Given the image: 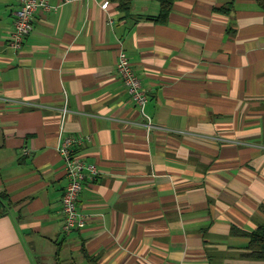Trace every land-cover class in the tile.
<instances>
[{
    "label": "crops",
    "instance_id": "obj_1",
    "mask_svg": "<svg viewBox=\"0 0 264 264\" xmlns=\"http://www.w3.org/2000/svg\"><path fill=\"white\" fill-rule=\"evenodd\" d=\"M47 1L13 49L19 1L0 0V264H264L247 255L264 221L255 1L178 0L164 22L150 18L156 0L127 15L109 0ZM119 49L149 129L116 73ZM75 134L89 135L76 152L98 174L78 196L85 226L64 233L57 148Z\"/></svg>",
    "mask_w": 264,
    "mask_h": 264
},
{
    "label": "built area",
    "instance_id": "obj_2",
    "mask_svg": "<svg viewBox=\"0 0 264 264\" xmlns=\"http://www.w3.org/2000/svg\"><path fill=\"white\" fill-rule=\"evenodd\" d=\"M18 6L13 10V29L10 33L8 45L13 49L21 47L24 38L32 30V21L38 8H55L47 0H18ZM69 1V0H64ZM102 3V7L106 6ZM115 70L127 89L130 99L144 119V125L149 129L153 126L151 117L145 112L147 102L146 90L142 87L139 77L134 72L133 66L123 49H119L115 62ZM67 109H61V118L64 119ZM89 140V135H67L58 145V153L63 160L66 186L61 196V230L64 233L81 229L85 226L86 217L78 208V196L83 182L87 177L98 174L94 163H87L77 152L76 147ZM28 149L24 148L26 152Z\"/></svg>",
    "mask_w": 264,
    "mask_h": 264
},
{
    "label": "trees",
    "instance_id": "obj_3",
    "mask_svg": "<svg viewBox=\"0 0 264 264\" xmlns=\"http://www.w3.org/2000/svg\"><path fill=\"white\" fill-rule=\"evenodd\" d=\"M116 3L117 8L122 11L125 15L128 14L130 4L132 0H109ZM159 3L160 9L156 16L150 17L154 21L164 22L167 15L175 1L178 0H156ZM256 5L264 12V0H254ZM227 7H230L228 5ZM217 10L227 11L226 6L217 7ZM8 199L7 194L0 193V204L3 206L5 200ZM248 240V253L247 255L254 259L264 260V221L260 223L254 230H252L249 235Z\"/></svg>",
    "mask_w": 264,
    "mask_h": 264
}]
</instances>
